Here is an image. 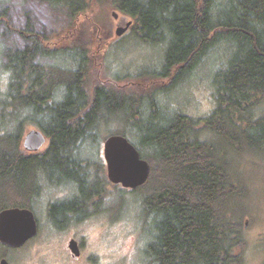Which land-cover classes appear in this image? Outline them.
I'll use <instances>...</instances> for the list:
<instances>
[{
    "label": "trees",
    "instance_id": "1",
    "mask_svg": "<svg viewBox=\"0 0 264 264\" xmlns=\"http://www.w3.org/2000/svg\"><path fill=\"white\" fill-rule=\"evenodd\" d=\"M44 1L65 9L70 25L88 4ZM112 4L134 20L130 29L142 42L165 44L159 73L172 80L160 90L168 91L224 45L225 62L210 82L214 106L206 116L175 111L167 118L156 114L158 106L150 101L151 111L144 113L145 104L133 95L101 85L90 92L86 78L91 60L83 46L49 47L34 30L18 31L26 43L2 50L9 82L0 100V210L30 208L43 174L76 182L80 202L97 193L98 185L84 176L83 152L94 142L101 122L126 114L115 119L118 129L113 134L135 139L137 145L131 142L150 164L149 177L141 185L143 212L152 232L145 249L148 261L231 264L241 241V224L230 220L239 215L233 200L244 192L230 171L239 154L264 152V0ZM25 124L38 127L49 139L44 152H21ZM79 205L76 200L53 204L49 216H65L62 223Z\"/></svg>",
    "mask_w": 264,
    "mask_h": 264
},
{
    "label": "rangeland",
    "instance_id": "2",
    "mask_svg": "<svg viewBox=\"0 0 264 264\" xmlns=\"http://www.w3.org/2000/svg\"><path fill=\"white\" fill-rule=\"evenodd\" d=\"M112 12L117 13L116 19ZM123 17L127 16L113 7L112 0H88L84 12L75 16L71 25L65 9L53 8L44 0H0V100L9 82L2 50L23 46L25 38L19 32L30 29L49 47L83 46L87 50L91 60L86 78L90 92L101 85L118 94L133 95L145 104L146 109L141 110L144 113L151 111L152 101L158 106L155 113L167 118L175 111L192 117L206 116L214 106L212 75L218 65L224 64L227 48L217 46L168 91L160 90L172 80L159 73L165 44L144 43L136 37L133 28L115 37V27ZM57 63L63 64V61ZM173 73L175 70L171 76ZM125 115L101 122L94 142L83 152L84 176L96 183L99 191L85 202L78 200L80 213L78 209L68 212L62 223L65 216H49L51 205L64 203L77 193L64 177L41 175L38 194L30 207L37 221V233L20 248L11 249L0 244V258L6 257L10 264H152L145 252L152 232L143 212L141 186L139 189L123 188L111 183L106 176L103 141L118 129L115 119ZM31 129L39 128L31 124L23 127L21 152L40 154L48 146L47 137L36 152H27L21 146L23 136ZM129 139L137 145L135 139ZM254 152L239 154L230 171L236 176V182L242 184L244 192L233 200L239 215L232 214L230 220L241 224V241L233 251L236 260L231 264H264V152ZM70 239L78 243V258L70 257L66 247Z\"/></svg>",
    "mask_w": 264,
    "mask_h": 264
},
{
    "label": "water",
    "instance_id": "3",
    "mask_svg": "<svg viewBox=\"0 0 264 264\" xmlns=\"http://www.w3.org/2000/svg\"><path fill=\"white\" fill-rule=\"evenodd\" d=\"M114 19L117 13L112 12ZM132 20L123 17L117 23L114 35L123 36L131 27ZM46 136L40 129H31L23 136L21 146L26 151H37L45 143ZM103 157L106 163L107 179L123 188L135 189L143 185L150 174L149 162L141 157L136 146L121 134H110L103 141ZM37 233L34 213L27 207H8L0 210V244L11 249L22 247ZM74 255L79 254L78 243L68 241ZM0 264H10L6 257Z\"/></svg>",
    "mask_w": 264,
    "mask_h": 264
},
{
    "label": "flooded vegetation",
    "instance_id": "4",
    "mask_svg": "<svg viewBox=\"0 0 264 264\" xmlns=\"http://www.w3.org/2000/svg\"><path fill=\"white\" fill-rule=\"evenodd\" d=\"M129 31V30H128ZM26 151V150H25ZM27 152H30V151H27ZM31 152H36V151H31ZM29 154H34V153H29ZM67 181H69V180H67ZM71 182V185H73V189H75L76 190V195L72 198V199H69L68 201H65L64 203H62V204H65V203H68V202H70V201H75L76 200V203H77V205H78V203H79V201H78V197H79V189H78V185H77V183L76 182H74V181H70ZM58 204V203H57ZM52 206L53 205H51V207L49 208V211H51V208H52ZM75 210H77V208L75 209ZM74 210V211H75ZM66 247H68V244H66ZM79 247V246H78ZM68 251H70V257L72 258V259H74V258H78L79 257V255H80V248H79V254L78 255H74L72 252H71V250L69 249V247H68Z\"/></svg>",
    "mask_w": 264,
    "mask_h": 264
}]
</instances>
